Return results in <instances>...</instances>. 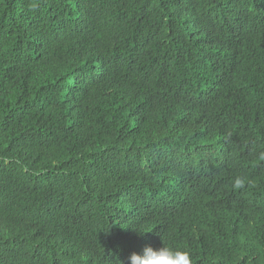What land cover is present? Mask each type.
Segmentation results:
<instances>
[{
  "label": "trees",
  "instance_id": "obj_1",
  "mask_svg": "<svg viewBox=\"0 0 264 264\" xmlns=\"http://www.w3.org/2000/svg\"><path fill=\"white\" fill-rule=\"evenodd\" d=\"M31 3L0 0V264H264V0Z\"/></svg>",
  "mask_w": 264,
  "mask_h": 264
},
{
  "label": "clouds",
  "instance_id": "obj_2",
  "mask_svg": "<svg viewBox=\"0 0 264 264\" xmlns=\"http://www.w3.org/2000/svg\"><path fill=\"white\" fill-rule=\"evenodd\" d=\"M37 7L38 5L36 0H32L30 10H35ZM261 159H264V154H262ZM250 184L251 181L247 177L241 175L235 176L232 181V187L234 189H242L246 185ZM137 231L140 234L145 232L140 230ZM162 240V247L153 248L148 245L144 247L142 253H131L128 258L129 264H194L193 256L190 250L168 244L164 241L163 237Z\"/></svg>",
  "mask_w": 264,
  "mask_h": 264
}]
</instances>
